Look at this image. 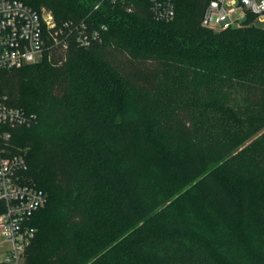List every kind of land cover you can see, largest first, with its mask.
Returning <instances> with one entry per match:
<instances>
[{"label": "trees", "instance_id": "trees-1", "mask_svg": "<svg viewBox=\"0 0 264 264\" xmlns=\"http://www.w3.org/2000/svg\"><path fill=\"white\" fill-rule=\"evenodd\" d=\"M21 1L102 37L0 68L48 196L24 264H264V27L206 28L209 0Z\"/></svg>", "mask_w": 264, "mask_h": 264}, {"label": "built area", "instance_id": "built-area-1", "mask_svg": "<svg viewBox=\"0 0 264 264\" xmlns=\"http://www.w3.org/2000/svg\"><path fill=\"white\" fill-rule=\"evenodd\" d=\"M93 11L104 3L127 0H89ZM157 20H171L177 0H149ZM129 10L132 7H128ZM264 27V0H209L202 25L220 31L244 24ZM104 28V27H103ZM100 30L90 19L58 22L47 7L33 9L21 0H0V68L17 69L37 64L67 50L71 44L89 47L101 41ZM33 117L0 96V264H24L34 236L28 225L44 207L48 196L25 178L26 153L11 154L14 131L30 126Z\"/></svg>", "mask_w": 264, "mask_h": 264}, {"label": "rangeland", "instance_id": "rangeland-1", "mask_svg": "<svg viewBox=\"0 0 264 264\" xmlns=\"http://www.w3.org/2000/svg\"><path fill=\"white\" fill-rule=\"evenodd\" d=\"M260 26V25H259ZM260 27H262V26H260Z\"/></svg>", "mask_w": 264, "mask_h": 264}]
</instances>
